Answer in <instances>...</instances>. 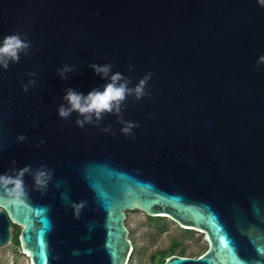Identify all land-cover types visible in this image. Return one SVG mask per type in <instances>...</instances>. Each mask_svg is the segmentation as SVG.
<instances>
[{"label": "water", "instance_id": "1", "mask_svg": "<svg viewBox=\"0 0 264 264\" xmlns=\"http://www.w3.org/2000/svg\"><path fill=\"white\" fill-rule=\"evenodd\" d=\"M17 32L32 51L0 69V174L15 160L52 179L37 191L26 174L22 203L0 191V246L16 223L32 264H127L126 212L138 208L203 231V252L162 264H264L257 0H0V40ZM92 63H111L129 87L153 73L149 94L122 105L123 120L139 125L134 139L114 114L83 128L77 113L59 117L66 88L87 95L108 82ZM64 65L74 71L63 80ZM30 79L37 86L24 92Z\"/></svg>", "mask_w": 264, "mask_h": 264}, {"label": "clouds", "instance_id": "2", "mask_svg": "<svg viewBox=\"0 0 264 264\" xmlns=\"http://www.w3.org/2000/svg\"><path fill=\"white\" fill-rule=\"evenodd\" d=\"M261 7H264V0H257ZM31 45L28 37L24 33L17 32L4 36L0 40V69L7 70L10 64L18 63L21 54L28 56L31 53ZM264 65V55L257 60L256 67L259 68ZM102 79L108 82L100 88L93 89L87 95L77 92L72 88L65 89V95L62 97L63 103L58 107V115L62 119H68L72 113H77L76 125L83 128L85 125L100 126L105 114H114L117 116V122L122 124V134L126 137L132 136V129L138 127L130 121H125L122 118V105L127 97H133L134 100L139 101L149 93L145 91L148 81L151 79L153 73H146L142 79L134 87H129L131 81L120 72L112 73L113 65L106 63L97 65L92 63L89 65ZM133 66L129 65L128 70L132 71ZM74 71V66L64 65L57 70V75L61 79H67V74ZM111 73V74H110ZM29 76L35 77V72L28 73ZM36 79H30L24 85L22 90L28 92L30 88L36 87ZM105 133H112L111 125L102 128ZM18 142H23L26 137L24 135L17 136ZM43 143V141H41ZM13 167L8 172L0 174V191L15 202L22 203L28 198V191L24 182L26 174L31 175L33 179V189L37 191L46 190L49 181L52 179V171L46 166L33 171L31 166H25L17 169L14 165L16 161H12ZM81 204L79 207H82Z\"/></svg>", "mask_w": 264, "mask_h": 264}, {"label": "rangeland", "instance_id": "3", "mask_svg": "<svg viewBox=\"0 0 264 264\" xmlns=\"http://www.w3.org/2000/svg\"><path fill=\"white\" fill-rule=\"evenodd\" d=\"M125 224L133 245L127 264H162L172 253L197 256L207 248L203 231L185 228L167 215L150 216L135 208L126 212ZM20 230L21 225L11 224V239L0 246V264H32L20 247Z\"/></svg>", "mask_w": 264, "mask_h": 264}, {"label": "trees", "instance_id": "4", "mask_svg": "<svg viewBox=\"0 0 264 264\" xmlns=\"http://www.w3.org/2000/svg\"><path fill=\"white\" fill-rule=\"evenodd\" d=\"M181 253H183V250H181Z\"/></svg>", "mask_w": 264, "mask_h": 264}]
</instances>
